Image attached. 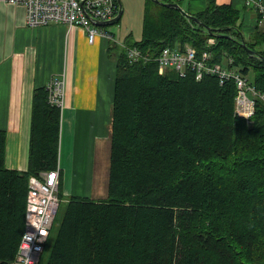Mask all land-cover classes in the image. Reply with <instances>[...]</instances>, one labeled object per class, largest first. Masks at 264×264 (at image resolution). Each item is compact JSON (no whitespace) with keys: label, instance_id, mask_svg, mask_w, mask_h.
I'll return each instance as SVG.
<instances>
[{"label":"trees","instance_id":"obj_1","mask_svg":"<svg viewBox=\"0 0 264 264\" xmlns=\"http://www.w3.org/2000/svg\"><path fill=\"white\" fill-rule=\"evenodd\" d=\"M144 11L141 38L125 45L152 56L165 46L207 49L264 93L261 14L247 33L243 12L214 0L188 11L199 20L155 0ZM110 50L117 72L108 194L62 201L46 264H264V99L248 121L235 112L234 80L161 74L156 60ZM61 119L47 87H37L27 170L7 167L0 129V264L16 257L30 177L59 166Z\"/></svg>","mask_w":264,"mask_h":264},{"label":"crops","instance_id":"obj_2","mask_svg":"<svg viewBox=\"0 0 264 264\" xmlns=\"http://www.w3.org/2000/svg\"><path fill=\"white\" fill-rule=\"evenodd\" d=\"M177 1L194 12L210 2ZM214 1L243 12L247 33L260 17L246 0ZM123 2L125 9L131 0ZM26 15L25 5L0 1V129L7 132L6 165L27 170L35 89L46 86L54 75L64 76L59 153L63 193L105 198L117 72L110 47L123 48L130 42L116 39L113 32V39L97 35L91 42L83 27L64 23L30 27Z\"/></svg>","mask_w":264,"mask_h":264},{"label":"built area","instance_id":"obj_3","mask_svg":"<svg viewBox=\"0 0 264 264\" xmlns=\"http://www.w3.org/2000/svg\"><path fill=\"white\" fill-rule=\"evenodd\" d=\"M1 1V0H0ZM26 7V23L30 27L46 26L51 23H64L83 27L89 41L97 35L113 39V35L97 25L94 20L107 21L117 16L118 0H3ZM246 5L254 7L260 14V24L264 25V3L260 0H246ZM213 43L214 39L211 38ZM131 62L156 60L159 72L168 70L186 76L193 72L196 79L207 75L217 76L221 83L234 80L237 87L235 98L236 112L250 118L255 112L257 97L264 99V94L256 89L249 77L224 61L214 63L213 54L205 49L198 51L187 44L185 47L165 46L156 56L144 52L136 46L123 45ZM230 63V62H229ZM50 101L64 105L65 84L62 79L52 77L48 83ZM61 168L32 175L29 180L25 231L20 241L16 258L12 264H39L51 227L57 216L60 204Z\"/></svg>","mask_w":264,"mask_h":264},{"label":"rangeland","instance_id":"obj_4","mask_svg":"<svg viewBox=\"0 0 264 264\" xmlns=\"http://www.w3.org/2000/svg\"><path fill=\"white\" fill-rule=\"evenodd\" d=\"M144 12L145 11L143 8V0H131L130 3L125 2V9L123 11L121 20L119 22L106 25V28L109 29L110 32H113L116 39H122V40L128 39L129 40L128 42H134L141 38L142 30H143V22H144L143 21ZM130 34L132 37H128ZM121 47L122 45L120 44L118 47L114 48V51L117 52L118 50L121 49ZM107 164H108V175L106 176V178H104V180L106 181V185L103 190H105L108 193L110 161L107 160ZM71 196L72 195H67L63 193V203H65ZM56 230H57V226L53 231V234L51 236L49 243H47L46 245L47 248L43 254L40 264L47 263V260L49 258V255L52 249V244L56 236Z\"/></svg>","mask_w":264,"mask_h":264},{"label":"water","instance_id":"obj_5","mask_svg":"<svg viewBox=\"0 0 264 264\" xmlns=\"http://www.w3.org/2000/svg\"><path fill=\"white\" fill-rule=\"evenodd\" d=\"M155 1H158V2H161L167 6H170V7H174V8H177L179 11H181L184 15H186L187 17H192V18H195L196 20H199L198 17L194 16L193 14H191L190 12H188L179 2L177 1H174V2H162L161 0H155ZM119 2V12L117 14L116 17L110 19V20H107V21H97V20H94V23L97 24V25H109V24H113L117 21H119L123 15V11H124V3H123V0H118ZM242 44L246 47L247 51L250 53V54H256V51H254L253 49H251L249 46H247L246 42H245V39L243 38L242 40ZM257 55V54H256Z\"/></svg>","mask_w":264,"mask_h":264},{"label":"bare ground","instance_id":"obj_6","mask_svg":"<svg viewBox=\"0 0 264 264\" xmlns=\"http://www.w3.org/2000/svg\"><path fill=\"white\" fill-rule=\"evenodd\" d=\"M234 67V66H233ZM239 72H241L237 67H235ZM242 73V72H241ZM243 74V73H242ZM243 75H245V74H243ZM245 76H247L248 77V75H245ZM53 77H57V78H59V79H62L63 81H65L64 80V76H53ZM52 78V77H51ZM51 80V79H50ZM49 80V81H50ZM49 81H48V83H49ZM48 83H47V85H46V87H47V89H48V91H49V96H50V89H49V87H48ZM261 92V91H260ZM261 93H263V92H261ZM264 94V93H263ZM261 98V97H260ZM49 102L51 103V104H53L51 101H50V99H49ZM235 112H236V105H235ZM255 113V112H254ZM236 114L237 115H239L237 112H236ZM254 115V114H253ZM252 115V116H253ZM239 116H241V115H239ZM251 116V117H252ZM241 117H244V116H241ZM251 117L250 118H246V117H244V118H246L248 121H250L251 120ZM62 199V198H61ZM62 201H63V199H62ZM62 201H61V203H62ZM60 206H61V204H60ZM59 209H60V207H59ZM58 212H59V210H58ZM26 213H27V210H26ZM58 214V213H57ZM57 217V216H56ZM56 219V218H55ZM54 223H55V221H54ZM54 223H53V225H54ZM25 224H26V220H25ZM53 225H52V227H51V230H50V233H49V236H48V239H47V242L45 243V248H44V251H43V254H44V252H45V250H46V245H47V243H48V241H49V239H50V236H51V231H52V228H53ZM25 231V230H24ZM22 239V238H21ZM42 257H43V255H42ZM16 258V257H15ZM42 259V258H41ZM15 260V259H14ZM13 260V261H14ZM41 262V261H40ZM40 262H39V264H40ZM13 263V262H12ZM11 263V264H12Z\"/></svg>","mask_w":264,"mask_h":264}]
</instances>
